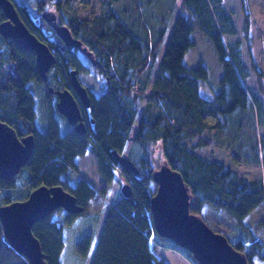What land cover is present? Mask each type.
Returning a JSON list of instances; mask_svg holds the SVG:
<instances>
[{
	"label": "trees",
	"instance_id": "obj_1",
	"mask_svg": "<svg viewBox=\"0 0 264 264\" xmlns=\"http://www.w3.org/2000/svg\"><path fill=\"white\" fill-rule=\"evenodd\" d=\"M102 1L100 15L92 19L68 13L62 1L55 2L60 22L68 25L73 35L93 52L98 61L95 66L90 60L89 65L84 64L80 54H85L79 49L62 48L63 42L41 36V25L32 18V11L15 2L29 29L55 51L58 59L46 82L37 72L35 52L0 34V120L14 127L19 137L33 133L36 140L32 159L18 175L30 187L21 196H14L21 187L19 177L0 179V189L5 192L0 205L24 200L43 184L62 185L88 211L87 203L96 196V189L82 178L72 186L63 175L69 169L77 170V158L93 150L98 172L105 181L110 184L120 175L131 184L134 193L126 197L121 191V197L107 210L92 264H162L151 249L152 238L159 247L187 251L159 236L154 229L153 173L164 160L183 175L190 187L193 213L202 215L209 205L249 229L244 221L255 209L264 207V72L254 60L247 63L243 41L225 40L226 36L237 34L239 28L233 15L223 9L224 0H182L181 10L169 17L164 9L157 10L160 0ZM172 1L174 4L175 0ZM52 2L37 0L36 13L41 17L46 5ZM245 12L242 31L251 53V20L249 12ZM4 19L0 9V22ZM196 30L215 46L222 67L217 88L208 83L210 71L205 64L189 67L185 62L187 51L196 45L193 38ZM72 69L79 73L92 70L107 85V91L100 95L87 87L92 106L84 114L88 125L85 134L77 133L59 113L58 97L48 91V85L55 89L69 88ZM52 72L56 84L49 81ZM252 75L258 85L247 84ZM31 81L44 85L45 130L37 122ZM206 83L212 97L205 94ZM59 116L67 123V131ZM129 141L141 148L139 156L134 154L137 158H132L131 153L127 155L140 176L123 169L114 155L116 152L126 155ZM212 145L226 148L236 163H260V173L252 179L244 177L223 161L205 154ZM156 148L164 154L161 162L155 155ZM248 157L255 158L252 161ZM65 213V222L52 219L51 215L33 226L48 264H63V229L79 215L66 210ZM259 224L263 227L261 235L251 232L234 242L229 240L245 253L250 264L256 259L264 262V219ZM91 242V235L81 240L78 253L86 256ZM187 253L193 264H201L192 253ZM0 264H30L7 240L1 221Z\"/></svg>",
	"mask_w": 264,
	"mask_h": 264
},
{
	"label": "water",
	"instance_id": "obj_2",
	"mask_svg": "<svg viewBox=\"0 0 264 264\" xmlns=\"http://www.w3.org/2000/svg\"><path fill=\"white\" fill-rule=\"evenodd\" d=\"M0 9L5 19L0 22V34L17 45L33 50L36 54V69L44 81L57 62L55 51L27 26L14 0H0ZM42 19L63 42V47L82 51L95 66L96 60L81 39L75 37L66 24L60 22L56 10L44 9ZM69 88L55 89L48 85L50 94H56L57 110L79 134L88 131L85 111L91 108L89 89L81 81L79 71H70ZM36 140L34 134L19 137L14 127L0 120V179L17 177L34 155ZM121 167L135 176L141 172L126 155L114 153ZM157 190L151 199L153 225L157 234L167 238L192 253L201 264H250L245 253L237 250L228 237L215 231L202 215L191 211L193 194L183 175L164 160L153 173ZM126 197L133 196L130 183L121 188ZM69 213L86 212L78 198L62 185L46 184L35 188L24 200L0 205V221L4 235L12 247L24 255L30 264H48L39 238L33 232L38 221L50 217L57 209Z\"/></svg>",
	"mask_w": 264,
	"mask_h": 264
},
{
	"label": "rangeland",
	"instance_id": "obj_3",
	"mask_svg": "<svg viewBox=\"0 0 264 264\" xmlns=\"http://www.w3.org/2000/svg\"><path fill=\"white\" fill-rule=\"evenodd\" d=\"M57 1L63 2L68 13L75 14L79 17H87L89 19L100 15L103 7L102 0H53L52 3L46 5L45 9L57 11V5L55 3ZM15 2L19 5L26 6L32 11V18L41 25V36L45 39L51 38L55 41L61 42L55 31L49 27L39 14L36 13L37 0H15ZM172 4V0H160L158 3L159 7L157 5V10L161 12V10L164 9L165 16L169 17L172 12L176 13L181 10L182 0H175L173 6ZM223 9L233 15L236 25L239 28L237 34L226 36L225 40L228 42L237 40L243 41V50L247 63L251 64V60H254L259 69L264 72V0H224ZM245 11L249 12L251 20L249 28L250 42L252 45L251 53L247 48L248 42L245 41V36L242 31V25L247 16ZM193 38L196 41V45L187 51L185 62L189 67H196L201 62L205 64L210 71L208 83L217 88L222 74V67L217 58L215 46L213 42L204 37L199 30L194 32ZM80 57L84 64L89 65V58L86 55L80 54ZM228 58H231V56H228ZM50 74L51 77L49 78V81L56 84L53 72ZM79 77L84 85H86L95 95H100L107 91L105 80L97 79L92 70L88 72H80ZM208 83L204 85V89L205 91L210 92V86ZM247 84L258 85L256 76L252 75L249 81H247ZM29 86L36 95L38 125L42 130H45L47 128V117L45 110L44 85L37 81H31ZM149 88L150 85L148 84V91ZM59 119L60 122H62L64 131H67L68 125L64 118L59 116ZM136 122H138V118ZM130 153L133 155L138 154V156L141 154L140 146L133 141L128 142L125 150L126 156ZM155 153L158 162H161L164 159V154L158 148H156ZM204 153L212 158L223 161L227 166L236 169L241 175L248 179H252L261 171L260 163H258L259 165L256 162L236 163L233 160V156L230 155V152L224 147H218V145H212L210 148L206 149ZM137 157L134 155L132 158ZM254 158L255 157H248V159L252 161ZM77 165V170L69 169L63 175L67 183L73 186L76 184L77 179L82 178L88 181L96 189L97 194L87 203L88 211L79 214L72 225H65L63 229L65 247L61 254V260L63 264H92L105 224L107 210L121 197V187L126 182L124 178L119 175L115 177L110 184L107 183L98 172V159L93 150H89L86 155L78 157ZM18 179L21 183V187L13 194L14 196H21V193L27 191L30 187V183L24 180L23 176ZM152 187L155 191L157 190L156 183H153ZM102 189H106V191L103 192ZM4 194L5 192L0 189V201L1 196ZM202 216L214 230H220L227 234L226 236L231 242H234L238 238L250 235L251 232H254L256 235H261L263 232V227L259 223L264 219V207L255 209L249 218L244 221V225L248 226L251 231L249 229H244L232 216L223 210L214 209L209 205L205 207ZM51 218L65 222L67 219L65 210L57 209L52 214ZM88 235H91L92 238L91 247L88 254L82 256L77 251V245ZM158 241H162L168 245L171 244L170 241L165 239H158ZM150 243L152 251L162 264H193L187 251L179 249L178 251L173 250L170 246H167V248L159 247L153 239ZM254 264H264V262L256 259Z\"/></svg>",
	"mask_w": 264,
	"mask_h": 264
},
{
	"label": "crops",
	"instance_id": "obj_4",
	"mask_svg": "<svg viewBox=\"0 0 264 264\" xmlns=\"http://www.w3.org/2000/svg\"><path fill=\"white\" fill-rule=\"evenodd\" d=\"M205 94L209 95L210 97H212V96H213V94H212V92H211V91H210V92H206Z\"/></svg>",
	"mask_w": 264,
	"mask_h": 264
},
{
	"label": "built area",
	"instance_id": "obj_5",
	"mask_svg": "<svg viewBox=\"0 0 264 264\" xmlns=\"http://www.w3.org/2000/svg\"><path fill=\"white\" fill-rule=\"evenodd\" d=\"M152 238V237H151ZM153 239V238H152ZM164 248H167V247H164ZM171 249H173V250H176V249H174V248H171Z\"/></svg>",
	"mask_w": 264,
	"mask_h": 264
},
{
	"label": "flooded vegetation",
	"instance_id": "obj_6",
	"mask_svg": "<svg viewBox=\"0 0 264 264\" xmlns=\"http://www.w3.org/2000/svg\"><path fill=\"white\" fill-rule=\"evenodd\" d=\"M89 109H90V108H89ZM89 109H88V110H89Z\"/></svg>",
	"mask_w": 264,
	"mask_h": 264
}]
</instances>
